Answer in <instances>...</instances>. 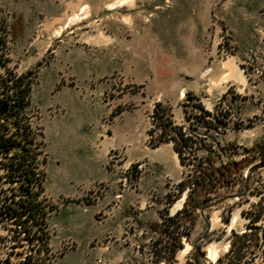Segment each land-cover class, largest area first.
Returning <instances> with one entry per match:
<instances>
[{"label":"rangeland","instance_id":"1","mask_svg":"<svg viewBox=\"0 0 264 264\" xmlns=\"http://www.w3.org/2000/svg\"><path fill=\"white\" fill-rule=\"evenodd\" d=\"M4 14L9 17L1 19ZM73 14L78 19L63 26ZM26 86L20 121L37 134L32 149L39 145L42 193L71 202L69 229L84 237L82 243L67 237L75 243L50 264H167L152 254L156 232L148 225L160 222L165 209L172 216L182 208L186 192L167 205L163 191L176 193L192 164L179 159L177 177L154 189L160 171L172 170L168 155H158L160 162L144 158L160 144L172 145L160 142L152 119L158 103L196 142L193 157L205 156L201 145L219 142L233 144V159L249 163L233 186L196 213L172 264L186 245L181 264H230L223 253H232L225 251L235 237L264 243L258 231L264 223V0H0V95L15 97ZM188 95L191 104L227 115L221 134L198 123L199 109L184 106ZM12 128L0 119V130ZM125 159L145 166L136 186L121 192L132 182L117 179ZM5 162L0 155V194L9 189ZM109 174L117 180L112 189L104 180ZM57 183L70 192H52ZM212 243L220 245L214 262L207 257ZM33 244L23 255L38 264L59 246L47 243L40 254Z\"/></svg>","mask_w":264,"mask_h":264},{"label":"trees","instance_id":"2","mask_svg":"<svg viewBox=\"0 0 264 264\" xmlns=\"http://www.w3.org/2000/svg\"><path fill=\"white\" fill-rule=\"evenodd\" d=\"M27 90L26 86L25 91H21L20 94L17 93L15 97L6 95L5 100H0V112L2 113L0 114V119L5 123L9 122L13 128L21 127L22 114L20 110L22 109L23 101L27 97L25 95ZM186 99L184 106H195L199 109V115L196 120H198V123L205 124L206 131L210 130L219 135L220 130L225 129L228 124L226 121L227 115L220 113L221 115L217 116L205 111L201 105L191 104L193 97L189 95ZM166 112L167 108L159 103L155 105L152 112V119L156 121V128L160 132V142L171 141L173 150L178 155L180 163L182 165L192 164L190 171L184 174L182 180L176 185V193H169L166 196L167 205H170L180 198L183 192H186L182 208L172 216H169L167 209H165L161 214L160 222L148 225L151 231L156 232V238L152 241L154 258L167 264H172L175 253L182 248V239L186 240L188 237V232L194 224L196 213L205 210L217 198L220 190L233 186L234 179L240 174L243 167L249 163L246 157H241L238 160L233 159V144L221 146L219 142L201 145L200 149L204 148L205 156L193 157L192 153L196 150V142L193 141L190 133H187L181 126L173 125ZM2 127L6 128L4 125ZM6 133L7 131L0 130V155L4 154L5 157H7L8 151L16 148L17 144V140L14 137L15 132L12 131L11 135L5 137ZM258 148L257 144H255L251 147V150L256 151ZM22 150L23 152H15L7 158L8 162H5L4 168L12 166L16 170L14 176L17 180L22 179L23 189L28 190L26 186L27 183H30V174L28 172L29 169L24 167L27 161L28 149L25 147ZM191 156L192 159L189 158ZM33 194L35 196L37 193ZM10 201V204H14L13 200ZM14 205L16 208L12 213L19 212L22 215L27 213L28 218H34L35 211L40 207L27 199L21 198ZM245 238V235L235 237L232 243L235 249L234 258L236 259L240 257L239 252L244 246ZM152 264H157V262L152 261Z\"/></svg>","mask_w":264,"mask_h":264},{"label":"built area","instance_id":"3","mask_svg":"<svg viewBox=\"0 0 264 264\" xmlns=\"http://www.w3.org/2000/svg\"><path fill=\"white\" fill-rule=\"evenodd\" d=\"M4 15H5V19L9 17L7 14H4ZM10 34H5V38H9ZM33 135H37V134L33 133ZM30 138L33 142V136H30ZM112 153L113 154L111 155V157L115 156V157L122 158L120 157V152L112 151ZM39 155H40L39 145L36 144V155L34 157V164H32V170L36 171V176L39 179L40 194H36L34 198H35V204H40V206L42 207L41 200H43L45 201V204L49 207V209L45 211V219L42 221V223L46 222L48 226V221L51 215L55 214L59 209L64 207V205L68 202V200L63 197H58L54 199L51 197H47L46 195L42 193L43 192V187H42L43 175H42V171H40L38 167V164L40 162L38 159ZM144 166H145V163L143 162H141V164L137 162H131V163H128L127 170H120V165H117L116 167L117 169L116 172H118L117 179L119 176H122V175H132L131 183L125 186H120L121 192L127 188H134L136 186L137 181L143 172ZM2 170H3L2 179L7 182L8 184L7 187L9 189L8 191H3L0 194V248H4V249L8 248L9 252L10 251L14 252V249L19 247L20 245L25 247V245L23 244V236H26L25 235V223H19L18 212L12 213L13 211H15L16 207L14 206V204H10L11 202L10 200H13L14 202L15 196L18 195L17 190L15 188L16 177H14V171H13V174H6V170L5 169H2ZM102 189L103 188L101 186L97 188V190H102ZM121 192H118L117 197L121 196ZM51 234H52V231L50 229V236ZM49 238H48L47 243H49ZM72 243H75V242H73L70 238L63 239L59 243V246L57 247V250L54 251V253L52 251H49V257H48V260L46 261V264L52 263L54 259L57 256H59L61 252L64 251V249L69 248ZM24 250H28V248L25 247ZM0 262L3 264H12L10 262V259L8 258V254L6 253L4 256L2 255ZM20 263H21V254H20L19 264Z\"/></svg>","mask_w":264,"mask_h":264},{"label":"bare ground","instance_id":"4","mask_svg":"<svg viewBox=\"0 0 264 264\" xmlns=\"http://www.w3.org/2000/svg\"><path fill=\"white\" fill-rule=\"evenodd\" d=\"M117 4H120V2H117ZM83 10L84 8L80 10L79 14H82ZM79 14H73L72 16H70L63 26L74 23L78 19ZM1 19H5V18L1 17ZM2 30L4 29L1 28V31ZM6 34H8V31L6 32ZM7 45L8 44L5 43L4 47H7ZM225 65L228 68L233 69V66L230 62L226 63ZM0 100L1 101L5 100V97L3 98V95L2 96L0 95ZM0 114L2 113L0 112ZM20 126L21 127H18V128L14 127V132H15L14 137L17 140L16 148L14 150L12 149L8 151L7 157H5L4 154L2 155L5 158H9L15 152H20V153L23 152L22 148L26 147L28 149V156L26 157L27 161L25 162L24 167L26 169H29L28 172L30 174V183H27L26 188L28 190H26V189H23L22 179L15 180V188L17 190L18 195H16L14 198V204L19 200V198L27 199L28 201H31L35 204V198H34L33 193L36 192L37 194H40V182L36 176V171L32 170V164H34V157L36 155V148L32 149L33 143H32L30 136H33V135L30 131V128L25 127L21 124ZM11 133L12 131L10 133H6L4 136L7 137L8 135H11ZM18 147H19V150H18ZM128 163H131V162L130 161L127 162L126 159L123 160V162L121 163L122 170H127ZM5 170H6V174H13V171H14V175L16 173V170H14L12 166H9V168L5 167ZM130 179L132 180V175H122L119 181L122 183V185H125V183L127 181H130ZM37 205L40 206V204H37ZM179 205L180 203H177L172 209V211H175L179 207ZM33 217L34 218L32 217L28 218L27 213H24L22 215V214H19L18 212L19 223H25V235L26 236H23V244L27 246L29 245V243L31 245L32 243H34L33 245L35 246V249H34L35 252L38 251V253L43 254V249L45 248L47 250V242H48V238L50 237L49 235L50 230L47 228V226H45V223H42V221L45 219V211L43 210L41 206L37 208ZM219 247H220L219 243H212L207 246V257L209 258L211 262H214L216 260L217 250ZM222 248H223L222 250L224 251L226 249V246L225 247L223 246ZM187 250H188V246L186 245V247L179 252L178 254L179 262H177L176 264H181L182 257L187 252ZM47 260L48 259H46L43 264H46ZM21 262L22 264H38V262L34 263V261L29 260V258L27 259L26 254L23 255V259L21 260Z\"/></svg>","mask_w":264,"mask_h":264},{"label":"crops","instance_id":"5","mask_svg":"<svg viewBox=\"0 0 264 264\" xmlns=\"http://www.w3.org/2000/svg\"><path fill=\"white\" fill-rule=\"evenodd\" d=\"M155 149L157 150L156 155L151 154V155L144 156V158L148 159L151 162H160V160L157 159L158 155H161V157H164V155H168L170 164L172 165V170L171 171H168V170L160 171V173L158 174V177H159L157 180L158 183L155 184L154 189L159 186H162L163 184L162 181L167 179V177L175 179L179 172L178 165H177L179 157L176 154V152L173 150V147L171 144H166V145L160 144ZM127 157L129 158L128 154H127ZM112 176L109 174L108 177L104 179L108 187L111 189L117 186V180L116 178H113ZM116 191L118 190L116 189ZM127 191L124 192L123 194L127 193ZM167 191L168 190L166 189L163 191L165 196L167 195L166 194ZM52 192H54L55 194H59V195L61 194L65 196L66 193L70 192V189H66L63 186V184L57 183L54 186ZM70 203L71 202H68L63 210L51 215V217L49 218L50 222L48 223H50L51 225L49 228L52 231V234L49 238V243H60L63 239L67 237L76 238L75 241H77L78 243L83 242V238H84L83 236L82 237L75 236L73 235V233H71V230L69 229L70 224L74 222L73 221L74 219H70V211H69V208H71ZM156 222H159V220ZM259 223H261V221ZM118 227L120 226L118 225ZM258 231L264 233V223L259 226ZM228 245L229 246H227V251L225 252L231 251L232 253L230 255H227V257H226V253H223V257L225 256V258L227 259H230L231 257L232 259H230V264H264V256H262L261 254L263 253V250H264V243H244V246L240 249V252H239L240 257L238 259L234 258L235 249H234V246H232V242L228 243ZM253 248H254L253 254L250 255ZM24 249L25 247L22 245L15 248L14 252L13 251L9 252L8 248L7 249L0 248V259L2 258V255L4 256L6 253L8 254V258L10 259V262L12 264H19L20 254H21V259H22L23 253L26 251ZM0 264H3V263L0 262ZM20 264H22V262ZM227 264L229 263L227 262Z\"/></svg>","mask_w":264,"mask_h":264},{"label":"water","instance_id":"6","mask_svg":"<svg viewBox=\"0 0 264 264\" xmlns=\"http://www.w3.org/2000/svg\"><path fill=\"white\" fill-rule=\"evenodd\" d=\"M184 198V197H183ZM182 202H183V200H182Z\"/></svg>","mask_w":264,"mask_h":264}]
</instances>
